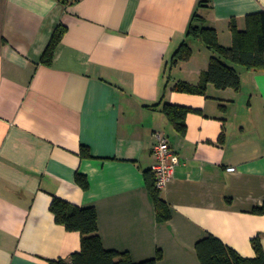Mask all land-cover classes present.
Masks as SVG:
<instances>
[{"label":"crops","instance_id":"1","mask_svg":"<svg viewBox=\"0 0 264 264\" xmlns=\"http://www.w3.org/2000/svg\"><path fill=\"white\" fill-rule=\"evenodd\" d=\"M194 12L228 48L230 24L244 30L264 0H0V264L79 252L80 235L54 221V197L93 207L103 247L135 263L159 251L156 264H200L195 245L208 234L243 258L255 257L256 237L264 250V215L252 213L264 203V71L236 67L238 91H173L177 82L197 85L212 55L185 38ZM182 43L192 55L171 66ZM163 104L195 110L183 134ZM154 132L180 162L159 191L170 212L163 222L145 181Z\"/></svg>","mask_w":264,"mask_h":264},{"label":"trees","instance_id":"2","mask_svg":"<svg viewBox=\"0 0 264 264\" xmlns=\"http://www.w3.org/2000/svg\"><path fill=\"white\" fill-rule=\"evenodd\" d=\"M200 17L194 12L187 27L185 38L200 41L210 52L208 68L201 74L197 85L177 82L173 91L187 94L205 95L207 85L216 89L240 88V78L236 67L247 71H264V12L249 14L244 18L245 29L238 30L234 22L230 24L232 44L226 48L217 40L216 31L202 28ZM65 28L58 26L41 56L40 63L50 66L56 46L60 42ZM192 51L186 43H182L173 54L170 65L186 62ZM156 104L152 107H158ZM161 111L173 129L180 134L185 132V117L195 110L163 104ZM81 157L88 158L90 154L85 147L81 148ZM75 181L78 186L87 190L88 182L85 176L77 173ZM146 185L155 207L159 222L170 219L166 204L160 199L159 191L154 186V178L149 170L146 173ZM56 224L68 232L80 235V250L66 260L50 261L49 264H156L161 259L158 251L154 258L135 263L126 252L106 250L98 234L97 214L93 207L81 208L54 197L49 207ZM252 213L264 215V203L255 207ZM255 253L254 258H243L234 250L225 246L220 240L208 234L195 245L196 255L200 264H264V250L258 237L251 241Z\"/></svg>","mask_w":264,"mask_h":264},{"label":"built area","instance_id":"3","mask_svg":"<svg viewBox=\"0 0 264 264\" xmlns=\"http://www.w3.org/2000/svg\"><path fill=\"white\" fill-rule=\"evenodd\" d=\"M64 3H72L76 0H60ZM152 155L153 164L150 171L154 178V186L158 191L163 190L167 183L172 179L175 169L179 166V158L172 150L168 137L161 132L153 133ZM233 172L234 168L227 169Z\"/></svg>","mask_w":264,"mask_h":264},{"label":"rangeland","instance_id":"4","mask_svg":"<svg viewBox=\"0 0 264 264\" xmlns=\"http://www.w3.org/2000/svg\"><path fill=\"white\" fill-rule=\"evenodd\" d=\"M198 43L200 44L201 42H200V41H198Z\"/></svg>","mask_w":264,"mask_h":264}]
</instances>
